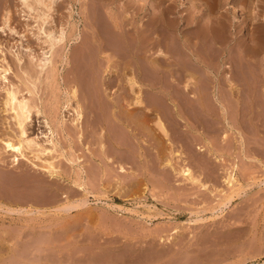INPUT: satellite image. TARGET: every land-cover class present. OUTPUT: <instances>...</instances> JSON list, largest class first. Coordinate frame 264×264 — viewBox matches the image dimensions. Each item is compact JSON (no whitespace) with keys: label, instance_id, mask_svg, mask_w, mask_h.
<instances>
[{"label":"rangeland","instance_id":"374dc122","mask_svg":"<svg viewBox=\"0 0 264 264\" xmlns=\"http://www.w3.org/2000/svg\"><path fill=\"white\" fill-rule=\"evenodd\" d=\"M17 1L19 2V0ZM17 1L14 0L16 4H14L15 8L13 7V25L17 26H15L17 28L16 30L20 32V34L18 32H11L9 30L4 31L3 29H1L0 24V40L5 45H11V43L13 44L17 40L19 42L22 37L21 35L27 33V37L30 39L32 38V41L28 39L30 42H33L31 43L33 47H31L33 49H37L38 47L39 49V46L37 45L38 40H36V37L32 34L34 30L37 31L38 23L35 19L28 18L23 15V12H20L21 6ZM129 1L130 0H125L127 5H129ZM166 1L167 4H170L166 7V10H168L167 13L169 14V12H171L169 14L171 18L174 17L172 19H175V16H177V19L172 20L169 15V17L167 16V19H170L169 22L173 26L171 28L164 27V31H160L162 37L166 30L165 35H163L162 41L164 42L165 40V42H167L168 38H173L174 41L177 39L176 41H178V43H173V40H171L170 44H168L169 46H171V48L165 44L163 45V48L167 53L171 54L172 58L173 53L174 56H176L175 53L177 54V58H173L175 60H173L169 56L170 60L172 62L175 61V63L178 62L179 57H181V61H190V59H193L191 61L193 63L196 59V56L194 54L195 51L198 50L199 52L204 54L207 52L206 50H208V53L211 55L209 56L210 60L209 58L208 60L211 61V63L214 62L212 65L213 67L216 66L215 69L217 70V72L213 69H209V71L206 73L204 72V70H202L203 73L200 71L202 74H204V76L200 75V72L197 73L196 77L198 78L196 79L198 80L195 84L197 87L203 83H200V81H208L207 83H205L206 86H209L205 88L207 94H203L206 96V101H210H207V104L209 107H211V110H213V112H211L210 114V112H205L202 110L199 111V104L197 103V101H195L194 98L190 97V94L184 95V92L181 93V91H179L178 85H176L178 87L176 88V86L173 84V86H175V88L178 90H176L174 87L173 88L175 90L173 88L170 89L169 87L175 79L172 78L169 73L165 74V77H163V79H160L161 82L160 80H155L154 84H157L161 87L167 86V88H169L171 91H178L179 93L175 92V96L165 94L167 92L162 94V92L158 91V86L156 87V89H154V87L152 86L154 84L151 85L147 82L148 80H143L141 78L142 80L140 82L143 83L142 97H144V100H146V102L149 104L151 100L153 101L156 98L155 102L159 100L163 104V109L165 108L164 110L166 113L170 111L169 117L167 115L169 119H166V121L168 122L169 126L171 125L170 128L172 131V137L175 139L173 149L176 151L179 150V153L177 151L174 153V155H170L169 144L164 141L165 143L163 142L164 145L162 150L164 149L163 152L165 153L162 152L163 154L161 153L160 156L161 158L164 157L163 160H165V158H171L174 170L170 165H167L165 167V162L161 161L160 158L158 159V157L160 156L155 153L156 151L154 149H151L152 147L151 144H149L150 142H147L148 144L143 142V145L147 147V155L145 158L146 160L141 162L142 164H140L137 163L139 161L135 160V158L131 157L128 159V157H124V159L127 158L129 160V162L127 159L124 160L126 163L125 166L128 169L126 173L120 172L118 163L120 162V160H122L123 156L122 152H120L116 146V141H118L117 139H119L118 135H122L120 133H122L123 131L125 133V130L123 128H118L120 126H115V128L111 126L115 133H118L116 136V140H113L108 132L106 133L105 143L106 141L107 143L105 144V147L109 151V153H111L110 156L113 157L114 160L110 165H103L99 161H93L91 159V152L85 146L86 144L88 145L87 138H85L86 140L84 139L85 142H76L75 138L74 142H76V144H74V135L70 134L71 137L70 135H68V138H64L58 135L59 144L53 152L58 155V159L60 158L59 160L55 159V163L57 162L59 165L57 166V169L61 173V176L58 177L57 180L52 179L50 183H47L48 185H46L45 189V185L40 184L39 181H45V177H42L37 172L34 173L33 171L31 173L32 178L35 179V175H37L36 180L38 182L35 183L36 185H34L35 187L33 186V189L29 187V190L32 191L26 192L21 189L18 190L19 192L11 191L12 188L9 190V188H6V185H3V187H6L0 189H6L5 191H7H4V193L3 191H0V202H3L0 203V207L3 206L2 208H0V264H264V129H258L252 127V125L249 124H243L241 128H236L238 127L236 126V124L239 122V119L238 115L233 111V106L230 105L231 109L230 107L229 109L231 111L229 109L228 111H230L231 113H235L236 116L234 114H230L227 111V115H222L220 103L217 101V98L221 97V95H225V98L227 97V95H229V84L224 88L221 86L220 80H222L223 78V80H227L229 78L233 83V87L240 89L241 99L244 100V103L245 101L247 102L246 99L249 98V88L247 87L248 85H246L247 80L245 79L246 75L248 74L249 79L253 82L259 80L262 83L264 81V0H213V2L212 0H208L210 1V5L212 4L208 13L211 15L210 19L213 20L210 21L209 29L211 31L210 34H213L214 37L212 36V38L210 39L209 37H211V35H209L207 41L210 40V42L203 45L201 42H199V44L197 45H192V48L186 47L185 40L189 38V41L192 40L191 42H194L196 31L198 32L201 26H204L206 22L204 23L205 20L203 21V19H199V23L197 22V26H200H196L195 28V26H190L187 24L188 20H186V18L189 20L193 18L192 16H194L195 13V11L193 12V10H196V13L199 11L198 13L200 14L203 12L202 6H200V2H198L200 0ZM0 2L1 23L3 15V0ZM69 3H71V1ZM78 3L79 1H76V4H74V20L68 21L69 18L65 14L67 9H65L64 7V9L62 10L64 11L62 20L67 22L65 25L68 35L72 29L73 21H77L78 27L82 26V22L79 17L80 15L77 14L80 10ZM66 4L67 2L65 3V5ZM172 5L173 9L169 8ZM140 6L142 7V4H139L137 7L140 9ZM131 10H128L126 21L127 23L129 22V25L132 27L134 25H137L138 21H136L137 15L134 14ZM175 11H177V13ZM181 15L182 17L184 16V18L180 19ZM188 16L190 18H188ZM178 19L180 20V22H178ZM182 19L185 20L186 23ZM32 22L33 25L28 24ZM60 23L61 22H59L58 25H60ZM170 29H173V32H175L173 33ZM168 30L175 35L170 34L171 32L168 33ZM189 31L192 32L190 33ZM132 33L133 32H131L129 38L131 41L136 42L138 37L135 38L134 34ZM133 37L136 40L133 39ZM22 38L24 40V44L27 43L28 40L26 41V38ZM214 38L217 39V43H212V39ZM199 45L202 47H200ZM203 46L204 48L207 47V49L204 50ZM94 49H92L91 51L93 53V56L97 52L94 51ZM177 49L180 51L182 49L187 53L181 51L182 53H184L183 56V54H181L180 51H177ZM191 49L194 51H191ZM107 51L110 52L109 49ZM152 51L153 50L147 52L142 51L137 57H135L130 51L124 50V52H128V54L125 53V55L128 57L127 59L131 61V64L133 63L131 66L128 65L129 69L125 65H123L125 71L128 72L129 70L128 73H130V68H133V71L136 70L135 72L139 71L138 68L144 66H142V63H146L145 61L147 57L148 59L150 57H153L154 54L151 56ZM74 52L75 56L78 59L79 56H82L83 52L85 51H82L78 48L75 49ZM148 52H150L149 55H147ZM186 54L187 57L189 56L191 58H185ZM142 56L144 57V61L142 60L141 62ZM131 57L135 60H133ZM94 58L92 59L94 60ZM138 59H140V61H138ZM180 60L179 63L181 64ZM81 61L82 60L80 58V61L79 59L77 61L78 63L75 62L74 65H71L69 75L72 81L76 78L75 81H77H74L71 84L76 83V89L80 90L77 92L80 93L78 94L79 103L81 105L83 104L82 108L83 111H85V117L83 119L84 124H82L83 126H85V128H88L89 126L88 129H91L92 133V123H89L90 125L87 123V113L91 108V102L88 98L89 89L88 91H86V84L88 85V82L90 80V77H87L90 73H88L87 75L85 74L88 72V69L86 72L83 68L85 66H82L85 64H83ZM94 61V64L97 63L96 66H93L94 64L92 63L91 67H86L89 68L90 71H93V75L94 72L96 73V70H94V68L97 69V67L99 66L97 55ZM251 61L253 64L251 63ZM179 63L175 65L174 63H172L175 66L173 68H177L176 65H178V72L180 71L179 73L177 72L178 75H176L177 70H173L172 73L176 77L179 76V74L182 72L181 70H183L184 68V65H180ZM113 66L115 67L111 66V68H116L117 71H120V73L124 71L123 68L120 69L122 65L120 67L119 65ZM145 66L143 67L144 69ZM78 67L79 71L82 70L83 72H85L83 73L82 71H80L81 75L83 73L85 77H83L84 75H78ZM223 70L226 71H224L223 73ZM100 73H102L100 77L97 76V80H93L95 82L99 80V83H102L101 87L103 95L101 96L106 99H104V101L108 103V101H112V98H119L120 96H122L124 98L123 103L126 102L125 100L129 99L125 104L128 105L129 109H132L133 106L131 105V99L133 97L131 92L129 91L130 89H128L129 87L127 82H125L126 79L122 77L121 80L123 81H114L113 85L108 82L109 79H107L106 77L109 76H105L106 72L104 71V68ZM166 76H168V79L170 81L173 80L171 81L172 83L170 82V84H168L169 80L166 79ZM254 78H256V80ZM78 79L80 80V82ZM84 80L85 82L87 80L88 81L85 83ZM93 80L91 81L93 82ZM159 82L160 85L158 84ZM162 82L164 85L161 84ZM79 83H81L82 85ZM107 83L111 86H107ZM183 83H185L184 79L179 84V86L181 87L180 89H183ZM91 84L93 85L94 83ZM78 85L80 86L78 87ZM202 85L200 87H202ZM108 89H111L113 93L110 94V91ZM123 89H126L128 91L125 92ZM222 90L224 95H219V93H222ZM154 91L155 94H153ZM121 92L123 93V95ZM256 92H258V90ZM157 94L159 95V97L157 96ZM178 94H180V96H178ZM177 96L180 98H178ZM176 102H181L179 107L175 104ZM185 103L188 106L184 105ZM180 107L182 108L181 110L179 109ZM178 110H180V112ZM100 112L102 111H98L96 115H90V119L93 118L95 120L97 119L96 117H102L103 119L104 113L102 112L100 114ZM228 114H230V116H228ZM225 116H227V118ZM234 116L237 118L235 119ZM230 117L232 119H230ZM250 119L251 114L248 115V120ZM172 122L173 124H171ZM233 122H236V124H233ZM230 124H232V127L230 126ZM108 127L109 126H107V128L104 127L103 130L107 131ZM128 134L129 133H127V135ZM122 137L123 138H120L119 141H129L130 145L132 144L133 147L136 145V142H138H135V140L131 136V138L125 136V134L122 135ZM124 137H127L130 140H128L127 138L125 139ZM131 139L133 140L131 141ZM76 145L77 147L81 145V147L79 146L78 149L76 148ZM94 145H91L90 147H94ZM110 146L111 148H113L112 151H110ZM198 146L204 147L207 150L208 148H211L214 152H217V154H223L222 160L218 161L217 159H215V155L212 152L207 153L205 151H200ZM64 147L68 149V152ZM74 148L77 150V153ZM118 151L119 153H116ZM180 151H182L181 156ZM68 154L82 156V158L85 160L82 162L84 166L82 181L84 183L87 182L85 184V190L79 189L76 185V182L79 179L78 167L67 162L66 157L69 156ZM62 157L64 160L61 159ZM66 162L69 166L66 164ZM90 162L93 164H90ZM183 163L190 166L195 173H202L201 178L204 182H207V187L203 188L200 187L199 184H192L190 182L184 181L182 176L176 172V169H179V167ZM138 164L145 167L146 170L144 174H141L140 166ZM153 164L155 167L153 166ZM60 167L61 169H59ZM107 168H109L110 170H108ZM232 168H234V171L236 170L235 172L239 179L238 183H236L237 186L235 188H229V185L225 181L226 172L228 170L231 171ZM132 169L138 171L131 172ZM3 171L4 170L2 169V171H0V174H2ZM109 171H111L112 173H110ZM8 172L9 171H7L6 173L5 171L3 174L7 175L9 174ZM103 174H105V176ZM126 174H129V176L127 177ZM9 176L10 174L6 177L5 175H0V178L2 177L4 178H1L2 180L7 181L10 178ZM52 181L54 182L52 183ZM38 184L39 186H37ZM41 186L44 187L45 191L41 190L43 189ZM71 187L74 188V190ZM48 193L51 198L48 197ZM230 193L232 194L231 197H229ZM41 194H45V197L47 196V199H50L51 201H47L44 196L41 197ZM25 196H30L28 198L26 197V199L32 198L33 196L36 197H33L31 199H35V202L32 201V203H36L41 199H45L43 201L47 202L42 203L43 201H40L41 203H39L42 205L36 203V205L34 204L33 206L32 203H27L29 201H24L23 203L21 202V205L18 204L20 206L19 207L18 205L9 204L5 200L11 197L12 199L23 201L22 198H25ZM81 201L86 204L80 206L77 209L78 211L71 210L63 211L64 213L62 212L61 208L65 206H63L62 204H67V202L80 203ZM82 202L81 204H83ZM23 207H26L27 209ZM35 207L40 208V210H35ZM58 207L61 208L58 209ZM13 209L15 211H17L16 209H18L19 213L17 211L16 214ZM32 210L34 211L33 213ZM28 211H30L31 213ZM35 211H38L37 214H35ZM44 213L46 214L44 215ZM87 214L92 218H90ZM94 215H97L98 219L96 216L95 218ZM87 218L89 221L87 220ZM139 232L142 234H140ZM158 233H160L158 237L161 238L157 237ZM144 235L146 237H144ZM164 236H167L166 238H168L169 236L171 239L168 238L167 240ZM135 237L137 239H134Z\"/></svg>","mask_w":264,"mask_h":264},{"label":"bare ground","instance_id":"6f19581e","mask_svg":"<svg viewBox=\"0 0 264 264\" xmlns=\"http://www.w3.org/2000/svg\"><path fill=\"white\" fill-rule=\"evenodd\" d=\"M0 1H2V0H0ZM15 1H17V0H15ZM70 1H71V3H69ZM70 1L69 0H19V2L17 1L18 4L21 6L20 12H23V15H25L28 18L35 19L36 22L38 23L37 31L32 30L33 36H35L36 40H38V43H37V45L39 46V49L37 47L38 50L32 48L33 46L31 43H33V42L29 41L32 38L31 39L28 38L26 35L27 33L21 35L22 37L26 38V41L29 39L27 41V43H25L26 45L24 44V40L22 37L19 40V42H18V40L13 44L10 42L11 45L10 44L5 45L0 40V171H2V169H3L4 170L3 173L5 171H6V173H7V171H9L8 173L10 174V176H9L10 178L7 181L2 180V179H4L2 177H1L2 179L0 178V189L7 186L6 188L7 189L9 188V190L12 188L11 191H18L20 189L23 191H26V192L32 191V190H29V187H31L33 189V186L36 185L35 183L38 182L36 180L37 175H35L36 177L34 176L35 179L32 178L31 173L33 171H34V173L37 172L38 174H40V176L45 177V181L39 180L40 184L45 185V189H46V185H48L47 183H50L52 179L57 180V178L61 176V173L57 169L58 168L57 166H59L58 163L56 162L57 165L55 163V159H58V155H56L53 152L55 151V149L57 148V146L59 144L58 135H60L61 137H64V138H68V135H70V134L74 135L73 136L74 137L73 142L75 141V138H76V142H78V141H82V142L84 141L85 142V140H86L85 138H87L88 139L87 140L88 145L86 144L85 146L91 152V159L93 161H99L103 165H110L113 163L114 160H113V157L110 156L111 153H109V151L105 147L106 146L105 144L107 143V141L105 143L106 133L108 132L110 137L113 138V140H116V136L118 133H115V131L112 129V127L115 128V126H120L118 128H123L125 130V133L123 131L120 134H122V135L125 134V136H128L129 138L132 137L135 140V142L138 141V142H136V145L133 147L132 144L130 145L129 141L122 142V140H120L121 141L120 142L119 139L120 138L122 139L123 137H122V135L121 136L118 135L119 139H117L118 141H116V143H117L116 146H117L118 150L120 152H122V156H123L122 160H120V162L118 163V165H119L118 167H119L120 172H123V173H126L127 169H128V168H126V166H125L126 163L124 161L127 158L124 159V157H128V159L131 157L135 158V160L139 161L137 163H140V164H142L141 162L146 160L145 158L147 155V147L145 145H143V142L144 143L150 142L149 144H151V147H152L151 149H154L156 151L155 153H157L158 156H160L161 153L163 152L164 149L162 150V148H163V145L165 142H167L169 144L170 155H174V153L177 151L179 153V150L176 151L173 149L175 139L172 137V131L170 128L171 125L169 126L168 122L166 121V119L167 120L169 119L168 117H169L170 111L168 113H166L164 110L165 108L163 109V104L159 100L157 102H155L156 98L155 99L153 98L154 99L153 101L149 100L150 101L149 104L146 102V100H144V97H142L143 96V94H142V92H143L142 91V84L143 83L140 82L142 79L148 80L147 82L152 85L155 83V80L163 79V77H165V74L169 73L170 76L175 79L174 81L171 80V81H173V83H172L168 79L169 75L166 76L167 77L166 79L169 80L168 84H170V82L172 83L169 87L170 89L173 87L175 88V86L178 85L179 91H181V93L184 92V95L190 94V97L194 98L195 101H197V103L199 104V107H198L199 111L202 110L205 112H210V114H211V112H213V110H211V107L208 106V104H207L208 100L206 101V96L204 95V94H207V92L205 91L206 90L205 88L208 85L206 86L205 83H207L208 81H205V80H204L205 82L200 81V83L203 82L202 83L203 85L200 84L199 86H197L198 88L196 87V84H195L198 80V79H196V78H198V77H196L197 73H199L200 71L203 73L202 70H204L205 73L208 72L209 69L210 70L211 69L216 70L215 69L216 66L213 67V65H212L214 62L211 63V61H209L210 60L209 56H211V55L208 53V50H206L207 47L204 48V46H203L204 50L207 51V52L205 51L207 54L206 53L203 54V53L199 52L198 50L195 51V53H194L196 56V59L194 61L195 63L191 62L193 59L192 60L190 59V61L182 60L183 61L182 62L180 60L181 57H179L181 64L179 63V60L177 63H179L180 65H184L183 66L184 68H183V70H181L182 72L179 74L178 77H176L172 73L173 70L176 69L177 70L176 75H178L177 72H178L179 68H178V65H176L178 69L173 68V67H175L174 65L177 63H175V61L172 62L170 60V58H172L171 54H169L165 51V49L163 48V45L165 44V45L169 46L168 44H170V41L173 40V38L172 39L168 38L167 42H165V40L163 42L162 38H163V35H165L166 30H165L164 34L162 35V37H161V33H160V31H162L164 27L171 28L173 26L169 22L170 19L169 20L167 19V16L171 12H169V14L167 13L168 10H166L167 9L166 7L169 6L170 4H167L166 0H130L128 2L129 5H127L125 0H70ZM76 1H79L78 4H79L80 10L78 11L77 14L80 15L79 17H80V20L82 22V26L80 25L81 27H78L77 21L76 20L73 21L72 29L68 35L67 30H66V25H65L67 22L62 20L63 13H64V11H62V10L64 9V7H65V9H67V11L65 10L66 11L65 14L69 18L68 21L74 20V14H75L74 13V11H75L74 10V4H76ZM66 2H67V4H66L67 6L65 5ZM198 2H200V6H202L203 12L201 14L198 13L199 8L197 9V11H198L197 13H196V10L192 9L193 12L195 11V13H194V16H192L193 18H191V20L186 18V20H188L187 24L190 26H195V28H196L197 24L199 23L198 22L199 19H203V21L205 20L204 23L206 22V24H204V26H201L200 29L197 28L199 30H198V32L196 31V35L194 34L195 35L194 42H191L192 41L191 39H190L191 41H189V38H187L186 40L184 39L186 41L185 45L188 48H190V47L192 48V45H194V44L197 45V44H199V42H201L202 45L210 42V40L207 41V39H208L209 35H211L209 25H210V21L212 19H210L211 15L208 12H209V9L211 8L210 6L212 4L210 5V3H209L210 1H208V0H200ZM212 2H213V0H212ZM0 4H1V2H0ZM14 4H16L14 2V0H3V2H2L3 15L1 14L2 15V22L0 24H1V29H3L4 31L9 30L11 32L17 33L18 32L16 30L17 26L13 25L14 24L13 7L15 6ZM139 4L140 5L142 4V7L140 6V9L137 7ZM174 6H175V4H174ZM129 8H131L132 10ZM169 8L173 9V5ZM128 10L133 11V13L137 15V20H136V21H138L137 25H134L131 27L129 25V22L127 23L126 17L128 14ZM145 11H147L148 13ZM175 12L177 13V11H175ZM216 13H218V12H216ZM173 15H174V13H173ZM176 15H178V14H176ZM189 16H188V18H190ZM175 17H176L175 19H172L174 17L171 18V16H170V18L172 20H176L177 16H175ZM181 18H184V16L182 17V15H181L180 19ZM172 20H171V22H172ZM183 21H185V20H183ZM59 22H61L60 25H58ZM178 22H180L179 19H178ZM185 23H186V21H185ZM28 24L33 25V22L28 23ZM34 26H35V24H34ZM198 26H200V25H198ZM35 29H36V27H35ZM170 30H172V32H173V29H170ZM131 32H133L132 34H134L135 38L138 37L137 40L133 37V39H135L136 42L130 40L129 36L131 35ZM170 32L171 31L168 30V33H170ZM172 32L170 34L175 35V34H173L175 31L173 33ZM18 33L20 34V32H18ZM170 34H169V36H170ZM212 36H213V34L209 38L211 39ZM214 39H212V43H217V41H216L217 39H215V40ZM176 40L175 41L173 40V43L174 42L178 43V41H176ZM169 47L171 48V46H169ZM200 47H202V46H200ZM78 48L82 51H85V52H83L82 56L78 55L79 56L78 59L80 61V58H81V60H82L81 62L83 64H85L82 66H85L83 68L85 69L86 72L88 69L87 73L83 72L82 70H80V71H82L86 75L88 73H90L87 76L88 78L90 77L89 78L90 80L88 82V85L86 84V87H87L86 91H88V89H89L88 98L91 102V108L89 107L90 109H89V112L87 113V115H88L87 123L88 124L92 123V126H91L93 128L92 133H91V129H88L89 126H88V128L87 127L85 128V126H83V124H84L83 119L85 117V111H83V108H82L83 104L81 105L79 103V95L78 94H80V93H77V92L80 90L76 89L77 88L76 83L71 84L75 81L76 78L75 79L73 78L74 80L72 81V79H70V75H69L71 65H74L75 62L78 63L77 62L78 59L75 56V52H74V50L78 49ZM92 49H94V51H97L96 54L94 53L95 58L92 55L93 54L91 52ZM108 49L110 50V52L107 51ZM178 49H177V51H180ZM124 50L130 51L133 54V56H135V57H137L139 55V53L142 51L147 52V51H151V50H153L151 53V56L153 54L154 55L152 58L151 57L149 59H148V57H147V59L145 58L146 63H144V62H143L144 64L142 63V66L143 65L145 66V64H146L145 69L143 68L144 66L139 67L140 68V69L138 68L139 71L135 72L136 70L133 71V68H130L131 72L128 73L129 70H128V72H126L123 65H125L128 68L133 63L131 64V61L129 59H127L128 57L125 55V53L128 54V52H124ZM204 50H203V52H204ZM181 51H183V50L181 49ZM191 51H194V50L191 49ZM149 53L150 52H148L147 55H149ZM184 53H187V52H184ZM184 53L181 52V54H183V56H184ZM96 55H97L98 61H99L98 62L99 68L98 67H97V69L94 68V70H96V73L94 72V75H93V71L92 70L90 71L89 68H86V67H91L92 63L94 64V62H95L94 60L96 59ZM175 55L177 56L176 53H175ZM191 55H193V54H191ZM169 56H170V58H169ZM176 56H174V53H173V58H177ZM188 57L186 54L185 58H188ZM92 58H94V60ZM142 58H141V62H142V60L144 61L143 56H142ZM189 58H191V57H189ZM208 58H209V60H208ZM133 60H135V59H133ZM173 60H175V59H173ZM138 61H140V59H138ZM172 63H174V65ZM237 63H239V62H237ZM251 63H252V61H251ZM251 63H250V65H251ZM79 64H81V63H79ZM96 64H94L93 66H96ZM112 64L116 65V66L119 65V67L122 65V67H120V69L123 68L124 71L122 73H120V71H117L116 68L112 69L111 66L115 67ZM103 68H104V71L106 72L105 76H109L106 78L109 79L108 82L111 84H113V82L117 81V80L123 81V80H121L122 77H124L126 79L125 82H127L128 87H129L128 89H130L129 91L131 92L132 97H133V98L131 97L132 98L131 99L132 100L131 105L133 106L132 109H129L128 105L125 104L129 99L125 100L126 102L123 103L124 98L120 95H119L120 96L119 98H112L111 102L108 101V103H107L106 101H104L105 98L103 96H101V95H103L102 87H101L102 83L100 84L99 80L96 82L94 81L96 78L100 77V75L102 74L100 72H102ZM72 70H74V69H72ZM78 71H79V67H78ZM78 71H76V72H78ZM80 71L78 72L79 74L77 73L78 75H81ZM224 71H226V70H223V73H224ZM201 72H200V75L204 76V74H202ZM216 72H217V70H216ZM83 73H82V75H84ZM83 77H85V75ZM203 78H205V77H203ZM183 79H184L185 83L182 84L183 89H180L181 87L179 86V84ZM223 79L220 80L221 86L224 88L226 85L229 84L230 89L228 92L229 95H227L226 98L224 97L225 95L223 94V90H222V93H219V95L223 94L224 96L221 95V97L217 98V101L220 103V109L222 111L221 112L222 115H225L227 112H229L232 115L233 114L235 115V113H236L238 115V119H239V122L237 124H236V122H233V124L235 123L236 126H238L236 128H239V127L241 128V126L243 124H247V125L249 124V125H252V127H255L258 129H264V83H263L264 81L262 83L259 80L253 82L249 79V75L248 74L246 75L245 79L247 80L246 85H248L247 87L249 88V92H248L249 98H247L246 99L247 102L245 101V103H244L243 102L244 100L241 99L240 89L233 87V83L229 78L228 79L226 78L227 80H223ZM254 79L256 80V78H254ZM91 80H93V82ZM168 80H167V82H168ZM79 82H80V80H79ZM84 82H85V80H84ZM156 82H158V81H156ZM160 82H161V80H160ZM160 82L158 83L159 85H160ZM91 83H94V84L92 85ZM79 84H81V83H79ZM161 84H163V82ZM173 84L175 86H173ZM154 85H152V86L154 87V89H156V87L158 85L157 84H154ZM201 85H202V87H200ZM79 86L80 85H78V87ZM107 86H111V85H108V83H107ZM178 87L176 86V88H178ZM110 88H113V87H110ZM169 88H167V86L166 87L158 86V89H159L158 91L162 92V94L167 92L165 94L175 96V92L177 93L178 91H171ZM161 89H163L164 91ZM108 90L110 91L109 92L110 94L113 93L111 89H108ZM123 90L125 92L128 91L126 89H123ZM176 90H178V89H176ZM257 90H258V92H256ZM148 92H149V90H148ZM225 92H227V91H225ZM144 93H145V90H144ZM153 94H155V91ZM180 94H178V96H180ZM122 95H123V93H122ZM157 96L159 97L158 94H157ZM117 97H118V95H117ZM152 97H154V96H152ZM246 97H247V95H246ZM128 98H129V96H128ZM178 98H180V97H178ZM162 99H164V98H162ZM174 102H175V100H174ZM208 102H210V101H208ZM180 103L181 102H179V103L176 102L175 104L179 107ZM125 105H127V106H125ZM147 105H148V107H147ZM184 105H187V104L185 103ZM230 105L233 106V109H234L233 111L235 113L230 112L231 111ZM229 107H230V109H229ZM179 109L181 110L182 108L180 107ZM228 109L230 111H228ZM96 110H97V112H96ZM168 110H166V111H168ZM180 110H178V111L180 112ZM98 111H102L104 113L103 119H102V117L101 118L96 117L97 119L94 120L92 118L93 119V121H92V119H90L89 116L90 115L92 116V114L96 115V113H98ZM174 111H175V109H174ZM102 112H100V114ZM230 114H228V116H230ZM250 114H251V119L248 120V115H250ZM167 115H168V117H167ZM232 115H231V117H232ZM252 115H254V116H252ZM216 117H218V116H216ZM225 117L227 118V116H225ZM231 117H230V119H232ZM94 118H95V116H94ZM236 118L237 117H235V119ZM171 120H172V118H171ZM229 121H231V120H229ZM222 122H224V121H222ZM171 124H173V122ZM226 125H228V124H226ZM231 125L232 124H230V126ZM107 126H109L107 131L103 130L104 127L107 128ZM212 130H213V128H212ZM126 131H127V133L130 134L131 137L129 136V134L127 135ZM208 132H210V131H208ZM225 132H227V131H225ZM71 135H70V137H71ZM87 136H89V137H87ZM133 139H131V141ZM128 140H130V139H128ZM76 142H74V144H76ZM89 143L91 145H94V144H96V145H94V147H90L91 145ZM77 145H76V148L79 149V146L81 147V145H79L78 147H77ZM110 148H111V146H110ZM72 149H73V147H72ZM199 149L202 152H204V151L207 153L212 152L215 155V159H217L218 161L222 160L223 154H217V152H214L211 148L210 149L208 148V150H207L204 147L200 146ZM67 150L68 149H66V151ZM112 150H113V148L110 149V151H112ZM119 151L116 153H119ZM84 152H85V150H84ZM76 153H77V150H76ZM163 153H165V152H163ZM53 154H55V155H53ZM62 155H63V153H62ZM167 155H168V153H167ZM181 155H182V151H180V156ZM60 156H61V153H60ZM117 157H119V156H117ZM66 158H67L68 163H71V164L75 165L76 167H78V178L79 179L76 182V185L78 186L79 189L85 190V184L87 182L84 183L82 181V176H83V172H84V169H83L84 166H83L82 162L85 160L82 158V156H77V155L75 156V154H71ZM159 158L161 159V161L165 162V164H166L165 167L167 165H170L171 167H173L171 158H165V160H163L164 157L161 158V156H160V157H158V159ZM61 159H63V157ZM67 162H66V164H67ZM128 162H129V160H128ZM160 163H162V162H160ZM90 164H93V163L90 162ZM140 164H138V165L140 166ZM153 166H154V164H153ZM59 169H61V167ZM104 169H105V166H104ZM107 169L110 170L109 168H107ZM90 170H92V169H90ZM99 170H101V169H99ZM145 170L146 169L143 165L140 166L141 174H144ZM173 170H174V167H173ZM132 171L136 172L138 170L135 171L134 169H132L131 172ZM235 171H234V168H232L231 171L228 170L226 172L225 181L229 185V188H235L237 186L236 183H238V181H239ZM76 172H77V169H76ZM109 172L112 173L111 171H109ZM176 172L182 176L184 181L190 182L192 184H199L200 187H203V188L207 187V182H204L201 178L202 173H200V172H199V174H197L198 172L195 173L193 171V169L185 163H183L179 167V169H176ZM3 173L0 175H3V176L5 175V177L7 175H9V174L6 175ZM105 174H103V175L105 176ZM104 176H102V177H104ZM124 176H125V174H124ZM128 176H129V174L127 175V177ZM111 177H112V175H111ZM125 179H126V177H125ZM84 181H86V180H84ZM100 181H101V179H100ZM53 182L54 181H52V183ZM3 185H6V186L3 187ZM37 186H39V184ZM42 188L43 189H41V190L45 191L44 187H42ZM72 189L74 190V188H72ZM5 190H0V191L1 192L3 191V193H4ZM5 192H7V191H5ZM51 192H54V191H51ZM21 194H22V192H21ZM24 195H25V193H24ZM35 195H36V192H35ZM38 195H39V193H38ZM48 195H49V193H48ZM42 196H44V198H46L47 201L50 200V199H47L48 197H50V195L48 197L47 196L45 197V194L44 195L41 194V197ZM231 196H232V194L230 193L229 197H231ZM26 197L27 196H25V198H22L23 201L22 200L21 201L15 200V199H12L11 197L7 198L5 200L7 203L14 204V205H18V204L21 205V202L23 203L24 201L25 202L29 201V202H27L28 204L32 203V201L35 202L34 201L35 199L31 200L34 196L32 198H29V199H26ZM28 197H30V196H28ZM34 198H36V197H34ZM37 199H38V197H37ZM43 200H45V199H43ZM43 200L41 199L40 201H43ZM40 201H38L36 203L38 204ZM47 201H43L42 203H45ZM53 201H56V200H53ZM81 202L80 203L79 202L78 203H76V202L68 203L67 202V204H65V203L62 204L63 206L65 205L63 208L58 207V209L61 208L62 212L63 211L77 210L80 206L86 204L84 202H82L83 204H81ZM36 203H32V205L34 206V204L36 205ZM9 204H8V206H9ZM40 205H42V204H40ZM44 205H46V204H44ZM2 207H0V208H2ZM10 208H11V206H10ZM23 208H26V207H23ZM18 209H16V210L18 211ZM21 209H22V207H21ZM37 209L40 210V208H36L35 210H37ZM33 210H32V213L34 212ZM43 210H45V209H43ZM11 211H12V209H11ZM17 211H15V213ZM8 212H10V211H8ZM28 212H30V211H28ZM35 212H36L35 214H37L38 211H35ZM55 212H56V210H55ZM18 213H19V211H18ZM45 214L46 213H44V215ZM91 214H92V212H91ZM92 216H93V214H92ZM95 216L97 217V215H94V217ZM90 218H92V217H90ZM97 219H98V217H97ZM87 220H88V218H87ZM160 228H161V226H160ZM16 230H17V228H16ZM124 230H125V228H124ZM132 234H135V233H132ZM140 234H142V233H140ZM159 234L160 233L157 234V237L159 236ZM145 235H144V237H146ZM131 237H133V236H131ZM147 237H148V234H147ZM158 238H161V237H158ZM168 238H170V237L168 236ZM168 238H166V239L168 240ZM134 239H137V238L135 237ZM166 239H165V241H166ZM138 240H140V239H138ZM137 250H135V251H137ZM168 252H170V251H168Z\"/></svg>","mask_w":264,"mask_h":264}]
</instances>
